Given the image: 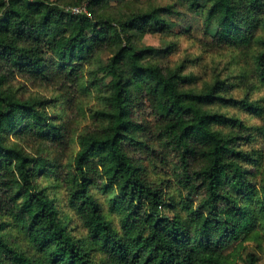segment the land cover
Here are the masks:
<instances>
[{"label":"trees","instance_id":"1","mask_svg":"<svg viewBox=\"0 0 264 264\" xmlns=\"http://www.w3.org/2000/svg\"><path fill=\"white\" fill-rule=\"evenodd\" d=\"M85 1L0 0V264H264V0Z\"/></svg>","mask_w":264,"mask_h":264},{"label":"rangeland","instance_id":"2","mask_svg":"<svg viewBox=\"0 0 264 264\" xmlns=\"http://www.w3.org/2000/svg\"><path fill=\"white\" fill-rule=\"evenodd\" d=\"M57 1L68 3L74 0H57ZM85 2L86 1L84 0V3L82 6L85 5ZM162 3H164V0H129L127 4L122 5L117 0H111L110 6L113 7V10H112L113 12L118 13L123 10L130 9V8L145 9L153 5L162 4ZM70 7H76V5L70 6ZM185 36L183 35L179 36V39L183 38L181 40L182 47L179 53H175V55L173 56L174 60H179L183 58L184 56L182 53L183 50L187 46H189L192 42H194L195 38H200L202 36V33L200 31V26L197 25L196 30L192 34V37H191L192 39H189ZM161 40L162 38L158 35L146 34L144 35L141 42L144 44H149V45H154V46L159 47L162 45ZM190 51H194L198 53V50L193 49L192 47ZM108 56H109V52L106 51L102 53V57L104 60L108 58ZM12 74L13 75H10V78H8L9 83L13 87V89L16 90L17 93L21 95L22 97H27L31 95L36 96L39 94L50 96L54 92V90H52L49 87H43V83L41 80H36L35 78L29 77L27 75H20L19 73H12ZM61 85L63 86V84ZM263 94H264V87L261 89L259 95H263ZM76 97H77L76 99V131L82 132L84 129L94 127L93 119H91L90 117L89 108L95 106L97 104L98 99L96 97L95 92H92V94H88V93L81 94L78 92L76 94ZM67 144H72L68 146H63L66 149L65 155L69 157V155L72 156L73 154L72 152L74 151L75 145L71 141H69ZM76 148H77V145H76Z\"/></svg>","mask_w":264,"mask_h":264},{"label":"built area","instance_id":"3","mask_svg":"<svg viewBox=\"0 0 264 264\" xmlns=\"http://www.w3.org/2000/svg\"><path fill=\"white\" fill-rule=\"evenodd\" d=\"M71 9H72V11H73L74 13H78V12H80V11H86V10H87L85 6L72 7Z\"/></svg>","mask_w":264,"mask_h":264}]
</instances>
